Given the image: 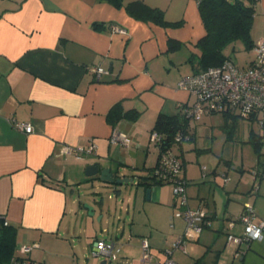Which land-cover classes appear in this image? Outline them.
I'll return each mask as SVG.
<instances>
[{
    "label": "crops",
    "instance_id": "1",
    "mask_svg": "<svg viewBox=\"0 0 264 264\" xmlns=\"http://www.w3.org/2000/svg\"><path fill=\"white\" fill-rule=\"evenodd\" d=\"M198 1L123 0L116 6L107 0H0V215L16 229V248L37 243L29 252L37 253L59 247L62 234L74 229L70 224L63 226L74 210L69 207L67 191L72 196L70 204L80 206L72 195L75 187L85 180L109 183L99 173L87 176L88 164L97 163L99 171L108 168L117 178H131L137 186L145 182L141 177L149 178L157 161L149 135L158 114L182 115L194 100L178 86V80L198 69L196 42L205 33ZM131 2L157 8L173 24L134 17L125 7ZM254 5L251 38L255 41L264 38V0H255ZM97 65L105 70L99 78L92 70ZM117 103L123 111H137L136 117L109 123L107 113ZM217 115L226 119L220 113L202 117L213 121ZM13 119L29 122L32 131L17 129ZM196 121L186 120L191 142L173 143L171 148L182 160L189 206H203L212 219L198 241L225 232L227 220L238 216L251 188L240 185V178L230 184L227 171L228 179L223 182L218 165L209 170L200 166L197 158L202 159L203 153L195 162H186L189 150L199 153L205 148L196 142ZM114 129L129 136V145L110 141ZM252 133L250 138L261 136ZM90 142L97 151L81 160L73 153L59 152L63 144L82 148ZM144 186V192L135 191L133 201L144 211L155 240L157 236L163 239L162 246L180 232L176 222L182 220L172 217L176 198L168 184H152L149 198ZM114 191L120 192L117 187ZM88 212L93 215V207ZM258 217L264 220V213ZM242 228L236 220L231 231ZM148 239L152 248V239ZM193 246L196 259L223 264L219 254L216 260H205L209 245L202 257L201 249ZM164 250L153 255L152 264H159ZM29 258L35 261L32 255Z\"/></svg>",
    "mask_w": 264,
    "mask_h": 264
},
{
    "label": "rangeland",
    "instance_id": "2",
    "mask_svg": "<svg viewBox=\"0 0 264 264\" xmlns=\"http://www.w3.org/2000/svg\"><path fill=\"white\" fill-rule=\"evenodd\" d=\"M224 53L240 67L252 56L249 51L244 49L240 41L227 45ZM204 117L196 121L195 138L196 142L202 147L205 146V148H200L201 150L197 151L199 153H191L189 150L187 153L190 155L188 158L186 157V162L191 159L195 162L196 157L203 153L201 155L202 159L197 158L200 166L204 165V168L206 166L209 170L218 165V168L221 169L218 175L227 171L230 177L229 182L233 185L240 178V185L246 183L245 187L248 185V188H251V193L245 194L247 195V201L245 202L252 203L257 216L261 215V213H264V149L260 148L261 155H257L256 149L250 141V136L254 135L253 131L258 134L261 133L259 125L255 120L251 121L241 117L229 116L228 119L224 120L221 115H217L212 117L213 121H206L207 118ZM134 180H136V177ZM152 180V177L147 179L141 177L140 179L142 182H151ZM80 185L78 189L75 187L72 192V195L80 200V206L70 204L72 196L70 191H67L69 194V207L74 208V210L67 214L63 226L70 224L74 229L62 234L59 247L48 252L41 249L37 253L33 251L26 255L28 257L32 255L38 264H143L140 260L139 249L141 237H151V252L153 255L158 254L162 249H170L175 243V238L166 235L168 242L164 241L165 244L161 246L163 239L157 236L155 240L156 235L148 225L144 211L141 207H138V204L135 205L136 203L133 201L135 191L138 189L141 193L144 192L142 189L144 184L137 186L133 181H130L102 185L98 179H94L93 181L85 180ZM116 187L119 188L120 192L114 191ZM250 198L256 203L258 212L252 200H248ZM85 205L93 207V215H89ZM127 208H129V211H127ZM99 216H102V219H99ZM172 217L175 218L174 214ZM172 222L170 220L168 224ZM228 222L229 220H227V224ZM176 225L180 229L179 233H181L184 229L183 220L182 222L177 221ZM206 230L207 228L203 232ZM242 230L240 232L233 231V233L240 234ZM214 238L205 239L201 237L198 241H191L187 245L186 253L174 250L172 258L177 264H193L196 261L195 257H197L194 254L193 245L201 249L199 255L209 245L210 251H208L207 257L205 256L207 262L211 259L216 260L220 256L223 264H264V238L250 244L249 249L246 250L247 255L243 260H241V257L245 253L235 258L233 247L224 245L226 232H221L220 235L214 236ZM95 239L115 240L121 245L122 249L119 257L111 262L102 263L103 258L92 256L91 247ZM160 246L161 248H159ZM217 254L219 255L217 256ZM197 264L204 263L201 261Z\"/></svg>",
    "mask_w": 264,
    "mask_h": 264
},
{
    "label": "built area",
    "instance_id": "3",
    "mask_svg": "<svg viewBox=\"0 0 264 264\" xmlns=\"http://www.w3.org/2000/svg\"><path fill=\"white\" fill-rule=\"evenodd\" d=\"M114 30L124 33V29L113 26ZM251 58L243 65H236L231 59H225L221 64L209 66L201 71L183 76L178 80V86L189 92L194 97L191 104L183 109L186 120H198L209 113L227 114L255 120L261 129V148L264 149V38L254 41L250 49ZM96 77L105 70L100 65L92 67ZM14 127L26 133L32 131L29 122L12 120ZM110 141L118 145H129V136L114 129L109 137ZM190 139L187 132H178L174 136L173 143H182ZM150 146L157 152V161L152 169V175L160 184H168L176 198L177 209L175 217L184 222V229L177 235L176 241L170 249L164 250V258L159 264H177L172 258L174 250L187 252V245L195 241L205 228H209L212 219L203 206L191 207L188 204L186 193V180L181 176L182 164L171 146L164 144L161 133L151 130L149 135ZM97 146L90 142L82 148H76L67 144L61 145V154L73 153L76 159H84L87 155L95 154ZM224 182L227 176L221 173ZM4 225L8 222L0 215ZM241 222L243 230L235 234L231 230L235 221ZM172 226V223H169ZM225 245L233 247L235 258L242 256L253 241L264 238V220L258 218L254 206L250 202H244L242 211L235 219H229L225 228ZM37 243L18 245L16 251L20 255L28 254ZM140 260L143 264H152L153 254L147 237L140 239ZM121 246L112 239H95L92 243L91 254L101 257L108 262L116 260L120 255ZM11 264H17L12 258ZM31 264H38L32 261Z\"/></svg>",
    "mask_w": 264,
    "mask_h": 264
},
{
    "label": "trees",
    "instance_id": "4",
    "mask_svg": "<svg viewBox=\"0 0 264 264\" xmlns=\"http://www.w3.org/2000/svg\"><path fill=\"white\" fill-rule=\"evenodd\" d=\"M116 6H121L123 0H107ZM255 0H199L198 9L203 21L205 33L201 36L196 45L200 50L198 57V69L201 71L209 66L219 65L225 59H231L224 53L227 45L240 41L245 50L250 51L254 44L251 38V27L255 14ZM127 10L136 18L148 19L162 25L173 24L167 22L162 11L157 8L148 7L142 2H131L126 6ZM137 111L134 109L123 111L120 103L114 104L107 113V121L115 125L121 118L134 119ZM226 119L227 114H224ZM234 117V116H233ZM152 130L161 133L164 144L171 146L174 136L178 132H186V118L184 115L159 113ZM250 141L256 149L257 155H261V136L251 137ZM153 180L144 182L145 188L152 184H160L154 176L149 175ZM16 229L11 225H4L0 218V264H11L12 258L17 264H31L28 256L20 255L16 251ZM201 262L196 259L193 264ZM205 264V263H204Z\"/></svg>",
    "mask_w": 264,
    "mask_h": 264
},
{
    "label": "water",
    "instance_id": "5",
    "mask_svg": "<svg viewBox=\"0 0 264 264\" xmlns=\"http://www.w3.org/2000/svg\"><path fill=\"white\" fill-rule=\"evenodd\" d=\"M98 171L99 168L97 163L88 164L85 168V174L87 176H94L97 173H99L100 178L103 180H107L109 183H124L128 181H132L131 178L114 177L113 172L110 171L108 168H102L99 172ZM150 191H151V187L146 188L147 198H149ZM85 206L88 210H90V213H92L91 212L92 207L89 205H85Z\"/></svg>",
    "mask_w": 264,
    "mask_h": 264
}]
</instances>
